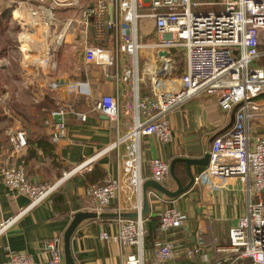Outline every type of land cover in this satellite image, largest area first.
I'll return each mask as SVG.
<instances>
[{
	"label": "crops",
	"instance_id": "crops-1",
	"mask_svg": "<svg viewBox=\"0 0 264 264\" xmlns=\"http://www.w3.org/2000/svg\"><path fill=\"white\" fill-rule=\"evenodd\" d=\"M86 1L91 0H79L82 4ZM215 1L218 4L200 6V9H220L219 2L225 0ZM67 8H70L69 18L64 22L57 18L50 32L46 24L43 30L39 27L44 22L39 20L34 30L27 31V41L20 36L23 30L17 20L16 41L5 44L4 51L0 52V59L8 61L7 66L0 69V93L6 90L7 96H1L0 101V167L6 163H23L30 183L55 185L41 202L26 208L29 198L9 192L0 180V222L16 217L7 231L0 234V263L12 252L28 253L35 261L45 260L43 244L61 238L62 246L66 227L74 215L82 211L104 215L78 223L70 241L74 264H122L124 253L119 246L100 237L102 232H116L115 214L119 208L124 218L144 219L141 225L143 264H204L205 255L214 256L215 247L229 243L228 228L235 225L246 210L247 198L238 180L208 182L202 172L204 165H191L194 178L201 176L199 182H193L187 191L175 197L147 186L146 210L142 190L148 180H153L152 158L166 160L169 165L176 158H203L214 137L235 122L233 110L223 112L216 101L202 97L198 104L190 102L174 111L169 142L162 144L150 135L136 137L133 134L137 125L134 101L152 96L153 87L164 81L158 79L157 84L151 83L152 50L140 53V58L149 57L150 61L145 69L143 65L141 72L138 65L136 77L134 74L125 76L127 69H134L128 53H117L115 62L106 67L86 62L84 48L109 45L110 34L103 32V37L97 39L92 24L86 27L81 21L77 7ZM69 19L71 27L63 33ZM8 21L1 13L0 30L7 28ZM42 40L46 41L43 49L38 46ZM12 48L18 49L14 51L17 58ZM49 50H55V55L51 56ZM145 81L150 82V88ZM105 95L118 98L116 122L94 105ZM59 108L64 112L53 114ZM257 114L249 123L264 135V116ZM138 120L143 122L144 118L139 116ZM59 123L64 125V132L58 142H53L50 137ZM9 128H23L27 133V146L14 155L10 154L6 136ZM80 164L83 165L76 168ZM185 166V161L173 165V173L182 186L189 181ZM134 177H138L136 183L130 180ZM112 179L119 180L120 193L109 206L99 209L87 189ZM162 186L170 191L177 189L170 172ZM165 207L176 208L184 215L183 227L160 230L159 213ZM197 233H202L205 243L198 255L187 258L179 254L164 263L155 261L154 252L161 243L170 241L183 251L195 245ZM137 250L136 245H131L126 253Z\"/></svg>",
	"mask_w": 264,
	"mask_h": 264
},
{
	"label": "built area",
	"instance_id": "built-area-1",
	"mask_svg": "<svg viewBox=\"0 0 264 264\" xmlns=\"http://www.w3.org/2000/svg\"><path fill=\"white\" fill-rule=\"evenodd\" d=\"M220 9L202 10L200 6L218 4L217 1L198 2L197 0H91L82 4L79 0H58L59 6H76L81 21L86 27L91 23L96 38L103 32L110 34L109 45H93L84 48L86 62L106 67L115 62L117 53H128L132 57V67L125 76L136 77L138 65L149 63L150 58H140L143 51L152 50L154 70L150 78L155 85L158 79L167 82L169 90L153 87L152 96L135 99L134 110L137 125L133 134L150 135L162 144L172 139V119L174 111L185 104H198L202 97L216 101L223 112H234L235 122L226 130L218 133L208 150L209 162L203 169L207 181H225L236 178L246 195V210L235 225L227 230L228 244L213 249L214 256L203 257L204 264H264V135L250 125L251 119L260 113L264 116V105L250 98L264 92V0H225ZM51 20L54 17L51 8ZM45 24H47V19ZM72 20L66 22L71 27ZM150 25L148 30L147 26ZM153 32L151 43L140 41ZM167 51L166 56H159ZM180 52L184 58V69L178 77L173 75L170 52ZM51 56L55 50H49ZM8 61L0 59V69ZM174 79L177 80L174 82ZM2 97H0L1 101ZM94 105L109 119L117 121L119 104L117 96L105 95ZM263 107V109H261ZM59 108L53 114L63 113ZM259 114V115H260ZM144 118L143 122L138 117ZM57 131L50 140L58 142L63 135L64 125L57 124ZM10 143V154L20 153L27 146L25 129L6 130ZM78 165L76 168L82 166ZM151 177L163 185L169 176V164L161 158L150 160ZM201 176L195 177L198 183ZM0 180L5 188L15 194L27 196L33 207L42 201L55 188V185H35L26 177L23 163L2 165ZM132 183L138 177L130 179ZM118 179L94 184L87 189L97 208H104L119 195ZM155 195V194H154ZM16 220L9 217L0 222V234ZM143 218H124L117 208L115 214L116 232H102L100 237L114 241L124 253L122 264H143L142 238ZM184 215L173 207H165L159 213L158 226L166 232L183 227ZM195 245L179 251L170 241L161 243L154 252L155 261L164 263L179 254L193 258L205 248L202 233H197ZM138 247L137 252L126 250ZM43 251L47 258L35 261L28 253L12 252L6 261L0 264H62L63 248L61 238L46 241Z\"/></svg>",
	"mask_w": 264,
	"mask_h": 264
},
{
	"label": "rangeland",
	"instance_id": "rangeland-1",
	"mask_svg": "<svg viewBox=\"0 0 264 264\" xmlns=\"http://www.w3.org/2000/svg\"><path fill=\"white\" fill-rule=\"evenodd\" d=\"M58 2V0H0V14L2 13L4 15V17H6L9 21L6 22L5 26H7V28H4L3 30H0V52L2 53L4 51V45L5 44H14V42L16 41L17 37V32L19 29V23H17V18L14 15V11L17 10V8H21L22 10V15L23 18L25 19H32L33 21H39L41 22V20H43L45 22V19H43V15H45V13L40 12L39 8H51L53 17L55 18L53 21V25L54 23L58 20H62V22L65 21V19L70 17V8H66L65 6H59L56 3ZM50 16L51 13L47 12ZM19 21V20H18ZM43 22V24L41 23L39 25V27L43 30V25H45V23ZM39 23V22H38ZM48 20H47V24L45 25L46 27H48L49 32L52 31L53 27L51 25H48ZM9 25V26H8ZM39 28V31H40ZM148 30L150 29V25L147 26ZM35 29V28H34ZM45 32V31H44ZM43 36H46L43 33ZM45 40H42L41 42H43ZM140 41H145V42H149L151 43L153 41V32L151 31L150 34L146 35L145 37L143 36V38L140 36ZM39 42V43H41ZM4 43V44H3ZM3 44V46H2ZM26 44V43H25ZM24 48L26 49V47L24 46ZM13 50V55L14 57L17 58V53L14 52L15 50H18L16 48H12ZM171 57H172V67H173V75L174 77H178L179 74L183 71L184 69V58L182 56V54L179 52H174L172 51V53L170 52ZM143 62L144 60L141 61V63L139 65L140 68V72L143 69ZM144 69H145V65H144ZM143 75L146 77V71L144 70ZM3 80V78H2ZM175 80V79H174ZM147 88H150V82L149 81H145ZM162 85L159 82V86L158 89L162 90H168V85L167 82L165 83L164 81L161 82ZM3 93H0V97L1 96H5V92L6 90L2 91ZM7 98V96H5ZM10 99V98H9ZM264 133V132H263Z\"/></svg>",
	"mask_w": 264,
	"mask_h": 264
},
{
	"label": "water",
	"instance_id": "water-1",
	"mask_svg": "<svg viewBox=\"0 0 264 264\" xmlns=\"http://www.w3.org/2000/svg\"><path fill=\"white\" fill-rule=\"evenodd\" d=\"M166 56L167 55V51H161L159 53V56ZM250 100L252 101H258V102H264V92L260 93L258 95H256L253 98H250ZM239 105H236L233 108V114H232V118L234 116V112L235 110L238 108ZM59 116V115H58ZM57 116H54V119H56ZM58 122L60 121V119L57 120ZM233 121V120H232ZM232 125V124H231ZM209 155L208 153L205 154V156L203 158L199 157V158H186V157H182V158H176L174 161H172L169 165V172L173 175L175 181L177 182V189L175 191H170L167 188H164L161 184L157 183L154 180H148L145 185L143 186V190L144 191V196H143V207L144 209L147 208V196H146V188L147 186H150L164 194H167L169 196L175 197L178 196L180 194H182L184 191H187V189L192 185V183L194 182V176L193 174L190 172V167L191 165H204V167L208 164L209 162ZM185 161L186 166H185V172H187L188 176H189V181L185 186H182L180 181L178 180V178L175 176V174L173 173V165L175 162H182ZM146 210V209H145ZM104 214H100V213H92V212H82V211H78L73 219L70 221V223L68 224V226L66 227V230L63 234V240H62V246L64 247V260H63V264H74V259L72 257V252H71V246H70V241H71V237L74 233V231L76 230V227L78 226V223L80 221H82L83 219H87V218H95L96 216H103Z\"/></svg>",
	"mask_w": 264,
	"mask_h": 264
},
{
	"label": "bare ground",
	"instance_id": "bare-ground-1",
	"mask_svg": "<svg viewBox=\"0 0 264 264\" xmlns=\"http://www.w3.org/2000/svg\"><path fill=\"white\" fill-rule=\"evenodd\" d=\"M43 12L45 13L44 17L48 20V23H49V20H51L52 18L47 12H50V11L49 10H47V11L43 10ZM14 15L20 21V24L22 26L23 33H21L20 36L23 40L27 41L26 33L28 30H34V25L37 24V21H33L32 19L28 20V19L23 18L22 10L20 7L14 11ZM44 34L46 35V33H44ZM38 46H39V48L43 49L46 46V41L38 43ZM176 81L177 80H174V82H176Z\"/></svg>",
	"mask_w": 264,
	"mask_h": 264
}]
</instances>
